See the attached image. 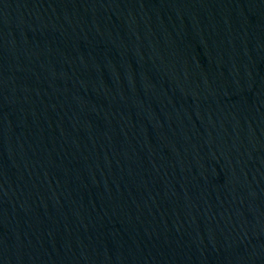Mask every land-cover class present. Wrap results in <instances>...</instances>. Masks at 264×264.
<instances>
[{
	"label": "water",
	"instance_id": "obj_1",
	"mask_svg": "<svg viewBox=\"0 0 264 264\" xmlns=\"http://www.w3.org/2000/svg\"><path fill=\"white\" fill-rule=\"evenodd\" d=\"M0 264H264V0H0Z\"/></svg>",
	"mask_w": 264,
	"mask_h": 264
}]
</instances>
